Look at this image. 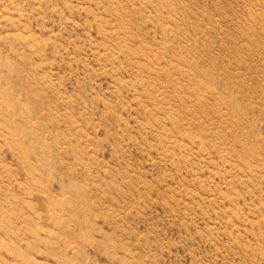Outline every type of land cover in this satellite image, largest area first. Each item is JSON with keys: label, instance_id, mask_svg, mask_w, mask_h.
Instances as JSON below:
<instances>
[{"label": "rangeland", "instance_id": "374dc122", "mask_svg": "<svg viewBox=\"0 0 264 264\" xmlns=\"http://www.w3.org/2000/svg\"><path fill=\"white\" fill-rule=\"evenodd\" d=\"M0 264H264V0H0Z\"/></svg>", "mask_w": 264, "mask_h": 264}]
</instances>
